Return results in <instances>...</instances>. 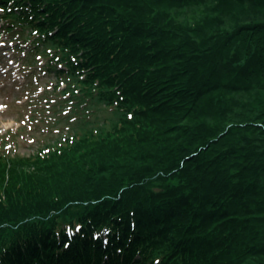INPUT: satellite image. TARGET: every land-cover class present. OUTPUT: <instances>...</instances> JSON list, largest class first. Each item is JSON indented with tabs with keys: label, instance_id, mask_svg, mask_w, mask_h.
<instances>
[{
	"label": "trees",
	"instance_id": "trees-1",
	"mask_svg": "<svg viewBox=\"0 0 264 264\" xmlns=\"http://www.w3.org/2000/svg\"><path fill=\"white\" fill-rule=\"evenodd\" d=\"M0 13L80 115L58 151L0 154V264H264V0Z\"/></svg>",
	"mask_w": 264,
	"mask_h": 264
},
{
	"label": "rangeland",
	"instance_id": "rangeland-1",
	"mask_svg": "<svg viewBox=\"0 0 264 264\" xmlns=\"http://www.w3.org/2000/svg\"><path fill=\"white\" fill-rule=\"evenodd\" d=\"M5 25L0 15V154L27 157L39 150L38 154L43 157L58 151L56 146L68 143L57 142L77 131L80 115L74 114L72 105L63 103L67 84L59 86L58 83L56 90L55 73L41 69L47 66L46 57L39 59L41 67L37 71L26 70L21 61L24 54L17 51L18 43H13ZM25 47L27 45H23ZM108 112L102 116L113 118V113ZM90 115L84 121L91 119L94 113Z\"/></svg>",
	"mask_w": 264,
	"mask_h": 264
}]
</instances>
